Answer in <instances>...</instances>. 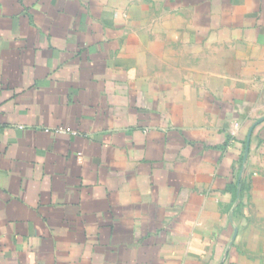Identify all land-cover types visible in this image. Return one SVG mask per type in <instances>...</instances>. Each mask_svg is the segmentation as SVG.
I'll return each mask as SVG.
<instances>
[{
  "label": "crops",
  "instance_id": "1",
  "mask_svg": "<svg viewBox=\"0 0 264 264\" xmlns=\"http://www.w3.org/2000/svg\"><path fill=\"white\" fill-rule=\"evenodd\" d=\"M0 264H264V0H0Z\"/></svg>",
  "mask_w": 264,
  "mask_h": 264
}]
</instances>
